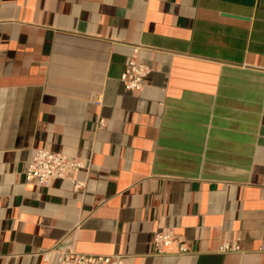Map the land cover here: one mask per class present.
<instances>
[{"label": "crops", "instance_id": "crops-1", "mask_svg": "<svg viewBox=\"0 0 264 264\" xmlns=\"http://www.w3.org/2000/svg\"><path fill=\"white\" fill-rule=\"evenodd\" d=\"M40 149L83 160L79 186L26 180ZM64 246L264 264V0H0V264Z\"/></svg>", "mask_w": 264, "mask_h": 264}, {"label": "built area", "instance_id": "built-area-1", "mask_svg": "<svg viewBox=\"0 0 264 264\" xmlns=\"http://www.w3.org/2000/svg\"><path fill=\"white\" fill-rule=\"evenodd\" d=\"M135 54L131 56L120 75L122 85L126 90L138 91L142 89L146 76L151 69L137 57ZM98 126L105 125L102 119L98 120ZM85 167V162L80 158H73L64 153H56L47 149L37 150L29 160L25 169L26 180L35 181L38 184L44 185L55 179L67 178L74 183L77 188L79 183L75 182L73 174L78 169ZM155 242L157 251L164 252V246H168L175 242L170 231H163L155 234ZM178 244V253H184L188 250L185 242L180 241ZM161 246V247H159ZM224 251L236 250V244H225L221 247ZM54 264H123V256L118 254H90L78 252L69 246H64L57 256Z\"/></svg>", "mask_w": 264, "mask_h": 264}]
</instances>
